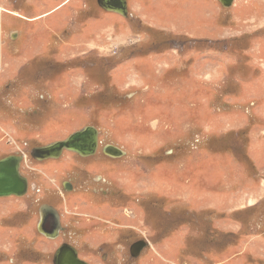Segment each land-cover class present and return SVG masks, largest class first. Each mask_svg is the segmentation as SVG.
<instances>
[{
    "label": "rangeland",
    "instance_id": "rangeland-1",
    "mask_svg": "<svg viewBox=\"0 0 264 264\" xmlns=\"http://www.w3.org/2000/svg\"><path fill=\"white\" fill-rule=\"evenodd\" d=\"M128 3L127 17L66 8L46 22L66 24L62 50L44 52L15 40L21 25L5 11L21 12V0H0V157L22 155L33 183L25 197L0 198L10 211L0 213V264H52V241L36 231L46 202L65 214L66 240L93 264H264V0ZM86 125L102 147L125 152L72 159L73 179L93 170L116 183L112 196L92 195V206L44 165L61 158L30 155ZM15 202L27 212L13 217ZM80 212L110 226L100 240L76 231ZM137 238L147 246L133 258Z\"/></svg>",
    "mask_w": 264,
    "mask_h": 264
},
{
    "label": "flooded vegetation",
    "instance_id": "flooded-vegetation-1",
    "mask_svg": "<svg viewBox=\"0 0 264 264\" xmlns=\"http://www.w3.org/2000/svg\"><path fill=\"white\" fill-rule=\"evenodd\" d=\"M18 1L19 0H13V3L17 4ZM28 1L29 0H21V5L19 6L20 10H22V11H25V9L27 10V4L28 3H26V2H28ZM92 2L94 3V6L92 5ZM128 2H129V0H126L127 16H128V7H129ZM76 3H80L81 6L84 5V7H85L84 9L78 8L77 11L80 13H82L81 10L87 11L93 7H94V9H97V7H98L101 11L105 12L106 14H107V12L108 13L110 12V11L104 10L101 6H99L98 0H73L72 3L69 5L71 6V5H74ZM88 4H89V9L87 7ZM5 10H7V9H4V11ZM7 11H5V13L10 14L8 18L13 19V26L21 25V26H19L20 27L19 29L22 31L21 32L22 35L21 34L19 35L17 33L15 40L19 41V40H21L20 38H23L24 40H26L28 42L27 45H29L30 41H32L33 42L32 44L35 46L34 49H32V50L39 49V50H43L44 52L50 51V50H62L61 45H63V44H59V43L61 40H64L65 36L67 34H69L70 32L68 31L67 28H65V24L63 25L61 23L60 16L55 19L56 21H55L54 25H52L53 28H48L46 22L54 16H51L49 19H46V20H42V19L40 20L39 18L43 17L44 15H41L38 18H32V17L28 18L27 14L23 13L22 11H21L22 13L19 12L17 7L13 8V11L12 10H10V11L7 10ZM111 13H115V12H111ZM118 15H121V14H118ZM19 16H22V17H19ZM127 16H123V17H127ZM17 27H16V29H17ZM38 30H39V34H41V35L38 34ZM37 36H39V40L34 39ZM37 43H40V44H38V46H37L36 45ZM53 43H54V45H53ZM69 44L70 43L65 44L66 47ZM56 45H60V46H56ZM98 136H99V134H98ZM57 140H60V139H57ZM64 151H69V150H63L62 153L55 158H47L44 160H36L34 158H32V159L35 161H38V162H43V161L49 160V159L57 160L58 158H61V160H62L64 157L65 158L69 157L70 161L64 160L65 162H63L60 160L57 162H46L44 165L48 166L47 170H49L50 172L53 171V172H56L58 174H61L62 176H66V178H64V180L61 181V189L64 190L65 192H69V193L77 192V194L79 195L81 200L88 202L89 206H92L91 200L94 199V198H92L93 197L92 195L96 196L97 193H99L100 195H104L105 197H109V196L113 195V192L116 189V186H115L116 183L114 182L113 177L109 176L110 174L106 173L108 176L104 177L100 174L89 172V171H93V170H88V171H84L83 177H81L79 179V181H77V179H75V178H74L75 179L74 180L71 175L77 169H79L78 168L79 166L76 164L78 162L77 160L82 161L81 159H88V158H90L89 160H93V159L101 156L105 160L112 161L114 159L123 158L124 155L120 156V157H113V156H108V155L102 154V145H100L99 139H98V144H97L95 153L92 155L82 156V155L76 154L74 152L72 155H66V154L63 155ZM99 151L101 152V154L97 155V153ZM69 152H72V151H69ZM8 155H15V156L20 157L19 172H20L21 176H23L27 181V187H26L24 195H22V196H9V197H13V198L25 197V196L29 195V193L32 189L31 186L33 183L31 181L30 177L28 175H26L21 170V166L23 163L22 155H18V154H8ZM72 159H74V161L76 160L75 161L76 163L72 164L73 163V162H71ZM83 161H85V160H83ZM61 162H63V163H61ZM93 169H94V167H93ZM45 173H47V172H45ZM79 197H77V199L75 198L76 200L75 199L74 200L76 202H78ZM0 198H4V197H0ZM5 198H8V197H5ZM12 201H17V200L12 199ZM16 204H17L16 202L14 204H9L11 206L15 205V208H16V210H14V214L12 213L13 217H16V214H18V213L25 212V211L27 212V210H23V209L18 210V206H16ZM42 207L43 208L45 207L43 216L40 215V208H42ZM0 213L8 214V213H10V211L7 210V208H6L3 211L0 210ZM30 213H31V211H29V214ZM80 213H82V214H78V215L76 214V216H79V215L86 216L87 215L85 212H80ZM95 219H97V218H95ZM73 226H74V228L76 227V231L82 237H86V234L89 233L88 235H91V237L93 238L92 241H95V242L97 240H100V238H101L98 233L104 231L103 230L104 228L110 227V226L103 225L97 221L95 222L93 219H87V218L83 219L82 216H79L77 219H75V221L73 222ZM14 228H15V226L13 227V225L9 224L5 227L4 230L6 232H8V231L11 232L12 229H14ZM67 230H68V224L66 223V220H65V214H63L55 204L46 202V203H42L39 206L38 218H37V222H36V231L38 233V238H41L42 240H44V242H47L46 240H51L52 243H50V244H53V245H51V247L49 249H51L53 247L52 252H55L56 249L59 248L64 243L69 244L76 249L77 255L80 259L86 261L88 264H93L92 262L88 261L87 259L80 257L78 248L76 246H74L72 243H70L68 240H66V237H65L66 233L65 232ZM109 237H111L109 239V241L113 242L112 237H115L113 231L111 232ZM138 241L146 242V240L143 238H137V239H134L130 242L129 247L132 243L138 242ZM47 243H49V242H47ZM146 246L141 249L140 253L142 252V250L144 248H146ZM140 253H139V255H140ZM136 257H138V255ZM136 257H133V258H136ZM8 262L13 263V259H10ZM51 263L53 264V262H51Z\"/></svg>",
    "mask_w": 264,
    "mask_h": 264
},
{
    "label": "water",
    "instance_id": "water-1",
    "mask_svg": "<svg viewBox=\"0 0 264 264\" xmlns=\"http://www.w3.org/2000/svg\"><path fill=\"white\" fill-rule=\"evenodd\" d=\"M224 8H229L233 0H217ZM99 6L104 10L127 16L126 0H98ZM98 144V130L92 125H86L65 137L62 140L49 142L45 145L34 146L30 155L36 160L55 158L63 150H69L82 156L95 153ZM102 153L108 156L120 157L125 152L113 144H106L102 147ZM20 157L6 155L0 158V197L22 196L27 187L26 179L19 172ZM45 207L40 208V215L43 216ZM39 229V228H38ZM147 242H134L130 248V255L136 257ZM53 264H88L80 259L77 251L69 244H62L53 253Z\"/></svg>",
    "mask_w": 264,
    "mask_h": 264
},
{
    "label": "crops",
    "instance_id": "crops-1",
    "mask_svg": "<svg viewBox=\"0 0 264 264\" xmlns=\"http://www.w3.org/2000/svg\"><path fill=\"white\" fill-rule=\"evenodd\" d=\"M73 0H29L27 4V10L25 9L27 16L28 18L32 17V18H38L39 16L41 15H44L43 17H40L39 19L41 20H46V19H49L51 16H56L58 15L60 12L63 13V11L66 10V8L68 7H71L72 6V9H68L69 11L71 10L72 11V14H76L78 11V8H82L81 6V2L80 3H76L74 5H69L72 3ZM35 3L36 5L40 2H43L41 5V7L39 9H42V11L40 12H36V11H31L32 8H30V3ZM49 2H52V3H49ZM25 3V4H26ZM45 6H51L50 8L48 9H44L43 8ZM65 7V8H64ZM64 8V9H63ZM63 9V10H61ZM66 25V24H65ZM48 28H50L48 25H47Z\"/></svg>",
    "mask_w": 264,
    "mask_h": 264
},
{
    "label": "bare ground",
    "instance_id": "bare-ground-1",
    "mask_svg": "<svg viewBox=\"0 0 264 264\" xmlns=\"http://www.w3.org/2000/svg\"><path fill=\"white\" fill-rule=\"evenodd\" d=\"M233 2H234V0H233Z\"/></svg>",
    "mask_w": 264,
    "mask_h": 264
}]
</instances>
